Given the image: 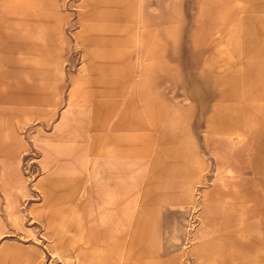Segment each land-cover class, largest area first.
I'll use <instances>...</instances> for the list:
<instances>
[{
	"label": "rangeland",
	"instance_id": "rangeland-1",
	"mask_svg": "<svg viewBox=\"0 0 264 264\" xmlns=\"http://www.w3.org/2000/svg\"><path fill=\"white\" fill-rule=\"evenodd\" d=\"M80 262L264 264V0H0V264Z\"/></svg>",
	"mask_w": 264,
	"mask_h": 264
},
{
	"label": "crops",
	"instance_id": "crops-1",
	"mask_svg": "<svg viewBox=\"0 0 264 264\" xmlns=\"http://www.w3.org/2000/svg\"><path fill=\"white\" fill-rule=\"evenodd\" d=\"M38 146L40 147L43 157L41 160V164H42V168L43 169H49L51 170V174L50 176H52V178L54 179L55 176H57V168H55V164H56V160H57V156L60 154L56 148V146L53 143H38ZM25 147L24 143H19L17 145V148H14L12 146H9V149L13 151L18 152L19 149ZM73 158V170L71 171L72 175L74 176V178L77 180V177L79 176V173L81 171H85L86 169H88L89 164H90V159L87 156V154L84 155L82 153L80 154H75L74 156H72ZM55 168V169H53ZM47 180H41L38 184H37V188L41 191V193L43 194V198L44 200H47L49 198H51L52 195V187L50 188V185L48 183H46ZM55 188V186L53 185V189ZM115 189H111L108 190V195H107V199L109 201H111L114 198V194L113 191ZM78 258L81 259V261H86L87 259H91L92 257L90 256L89 252L87 250H79L78 251ZM79 264H83V262H80Z\"/></svg>",
	"mask_w": 264,
	"mask_h": 264
}]
</instances>
